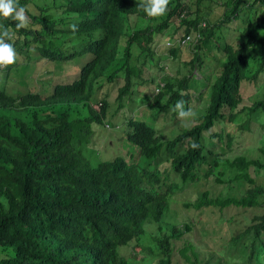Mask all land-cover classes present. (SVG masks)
<instances>
[{
    "label": "trees",
    "instance_id": "trees-1",
    "mask_svg": "<svg viewBox=\"0 0 264 264\" xmlns=\"http://www.w3.org/2000/svg\"><path fill=\"white\" fill-rule=\"evenodd\" d=\"M205 1L214 0H170L165 15L149 17L142 0H16L29 16L27 27L17 29L18 21L0 16V33L9 31L5 42L16 53L31 59L33 47L35 58L46 61L50 69L41 76L89 56L70 82L45 81L43 89L39 76L38 91L13 94L0 85V264H138L131 258L135 248L142 254L141 246L142 264H179L177 257L184 264H264V212L234 229L218 251L189 237L207 207H264V181L256 175L264 171V136L258 144L262 126L251 124L252 117L264 121V0H220L216 20L210 10L200 12ZM174 18L178 26L171 29ZM238 19L237 41L219 43L218 28ZM162 33L168 36L156 40ZM187 35L195 40L180 44ZM188 44L187 72L179 64L161 80L150 74L145 65H158L159 46L176 61ZM213 58L217 71L191 76L195 64L206 67ZM17 61L0 69V78L20 69ZM42 67L24 68L32 77ZM117 83L119 108L138 85L154 84L145 98L153 123L143 115L125 118L121 127L105 122L109 91L102 87ZM249 84L257 91L245 97ZM180 100L192 120L173 110ZM242 113L247 119L233 129ZM159 117L171 123L165 134ZM183 119L189 125L175 128ZM99 126L125 138L129 158L119 149L104 157L91 146ZM248 133L252 143L239 152Z\"/></svg>",
    "mask_w": 264,
    "mask_h": 264
},
{
    "label": "rangeland",
    "instance_id": "rangeland-1",
    "mask_svg": "<svg viewBox=\"0 0 264 264\" xmlns=\"http://www.w3.org/2000/svg\"><path fill=\"white\" fill-rule=\"evenodd\" d=\"M183 1L188 4H192V5L194 2V0H183ZM214 1H212L210 4H208V2L205 1V3L203 2L200 6H198L200 12L210 10L208 16L212 20L218 19V17H220L222 14L221 7L216 6L217 4H219L220 0H214ZM29 8L32 9V5H30ZM193 9H195V6H193ZM31 12L37 13L38 10L34 7L31 10ZM26 16L28 17V20H29V16L27 14ZM131 20L133 22L134 17L131 18ZM242 21H243L242 19L236 20L234 24L232 25V27L229 26L230 25L229 22H227L228 25L224 24L220 26L217 30L218 31L217 36L219 37L218 42L221 44L226 43V42L235 43L238 39V36H240L238 33H239L240 27L243 25ZM178 22H179V19L174 18L171 23L172 25L171 29H173L172 27H177ZM180 32H182V30ZM167 36L168 35L164 33L155 35L156 40H160V38H166ZM159 48H160L159 50L160 55H157L158 59L156 60V63L158 65H154V64L145 65L146 67L150 68V74L155 76V78L157 77V81L164 78V75L168 73V70L169 72H172L174 68L178 67L179 64L182 65L181 67L182 72L183 71L185 72V70L187 72V69L190 68L189 65L187 66V69H186V66H184L185 62L189 61L192 57V48H190L189 44L188 46H184V48H180V55L176 61L169 54H167V52L165 51V48L162 49L161 46H159ZM215 53H217L216 56L218 57V59L222 57V54L218 53L217 51ZM36 55H38V53H35V51H31L30 52L31 59H29V57L26 58L23 54H20V53L18 54L17 63L19 64L15 67H20V69L16 70V69L11 68L10 75L8 78H6V80H3L2 78H0V85L3 86V88H5L7 92L13 94V93H17L18 91L23 92L28 88L38 91V89H40V87L42 86L40 80L44 82L43 89L49 87L48 83H46L45 81L47 82L49 81L50 83H53V84L57 83L58 81L70 82L72 79L77 77L80 67L86 63L89 57L86 54H81L77 58H75L71 64L67 63L64 65L63 68L61 67V69L57 68L55 70L57 71L56 74H53L55 72L54 71L51 74L41 76V74H44L46 72V69H50V67L45 69L44 65L46 61L44 62L41 59L35 58ZM25 63H30V65L32 66L36 65L37 63L39 67L41 65L43 67L42 69H40L39 73L35 72L32 74V77H30L29 76L30 73L25 72V68H24ZM205 63L207 66L202 67V68L201 67L198 68V65L195 64L194 69H192L191 76L195 77L196 79H202V78H205L206 75L210 74L212 71L214 72L217 71V62L216 60H214V58L207 59ZM146 73L147 71L144 72L143 74H146ZM39 76L42 78H39ZM37 77L40 80H38ZM23 79L25 80L22 83H20V81ZM259 79L260 81L261 79H263V73L259 75ZM30 81H32L33 84ZM195 84H197V82H194L192 84V87H190L191 88L190 90L194 97L199 95V91H195ZM119 85H120L119 83H117L116 85L104 84V86L102 87V89L104 90L103 94L107 90L109 91V96H108L109 111L107 115H109V113L110 115L109 117L105 118V122L112 126L118 125L119 127H121V124L123 123H120V122L123 121L125 118L144 119V118H140V116L143 115L146 118L150 117L148 121L153 123L155 120V115H152V114L150 115V113L152 112V109L150 108V106H148V103L145 98H147L146 96H149L148 94L152 93V88H154V84L147 85V86L138 85L135 88L134 93L131 96H129L128 98L127 97L124 98L125 99L124 105L123 107H120V108L118 106V102L115 99L117 96V88L119 87ZM256 86L258 87L257 84L245 85L242 89L243 95L247 97V96L254 94L257 91ZM203 89H205L206 95H207V88L203 87ZM155 92H156V89H155ZM208 96H209V88H208ZM194 104L195 102L193 101L191 106H193ZM203 105H202V108H203ZM94 106L97 107L96 104H94ZM199 112L200 110L196 112L197 115L199 114ZM244 115H245L244 113L237 115V117L232 122V124H230V126L234 129L239 124L240 121L242 120L244 121L245 119H247L245 118ZM188 118L192 120V118L190 117ZM252 121H251V124L254 123V124H258L262 126L260 129V133L257 137V143L260 144L264 136V121L257 120L254 117H252ZM164 122L165 120H162L161 117L158 118L157 127L159 131L163 134H165L167 131H170L171 129V123H166V122L164 123ZM189 123L190 122L186 121L185 119L180 120L179 122L175 123V128L185 127V125H189ZM108 131L109 130L107 128H104L103 126H99V128H96V133L94 134V137L92 139H95L97 141L95 142L94 145H91V146L98 147L100 149L101 155H103L104 157H108V156L113 157L120 150V152H122V155H125L127 158H129V153L127 151L129 145L126 146V143L124 142L125 138L122 135L117 136L116 132L113 130L111 131L112 134L108 133ZM252 136H253L252 133H248V135L243 139V142H244L243 144L245 146L242 147L239 152L245 151L247 149V146H249L252 143L250 140ZM113 147H117L116 150ZM210 148L213 149L212 146ZM214 149L216 151L220 150L219 147H216ZM233 154H234V151L226 152L224 153V156H229ZM206 167H207L206 165L203 166V168H206ZM199 173L201 174V172ZM256 175L258 176L259 181L263 182L264 180L263 172H260ZM183 190H185V186L183 187ZM180 199H183V198L181 197ZM263 212H264V207L263 208H238V207L231 206L228 208H224L222 210H219L218 208H214V207H207L203 211H200V213L197 215V219L193 221L192 223V225H194L193 233L190 234L189 237L196 244L208 245L205 248L206 250L218 251L216 249L218 248V244H220L221 242H225L227 239H229L231 236V232L234 229L243 227L246 223L248 224L251 217L253 218L255 215L261 214ZM177 221H178V225H181L182 224L181 221H183V219L181 221L179 220ZM144 242H145V245H147L149 244L150 239L149 238L148 240L144 239ZM133 244L134 243H131V245ZM141 247L143 251L142 254L145 255L146 249L143 246ZM130 248L131 247L129 246L128 249L130 250ZM123 249H125V247H123L121 251ZM135 249L137 250L136 254L132 255L131 259H133L132 261H135L138 264H142V262H144V260L141 259L142 254L139 253L140 251L139 248H135ZM176 255H179V253L177 252ZM159 257L160 255H155V258H159ZM177 262L179 264H184L185 260H183V258L181 257H177Z\"/></svg>",
    "mask_w": 264,
    "mask_h": 264
},
{
    "label": "clouds",
    "instance_id": "clouds-1",
    "mask_svg": "<svg viewBox=\"0 0 264 264\" xmlns=\"http://www.w3.org/2000/svg\"><path fill=\"white\" fill-rule=\"evenodd\" d=\"M169 3L170 0H142L140 7L143 8L149 17H157L167 13ZM0 16L18 21L19 23L16 24L17 29L26 28L29 23L28 17L25 14V8H18L16 0H0ZM70 27L75 31V25H71ZM0 28H3V25H0ZM5 38L11 39V35L6 28L0 33V69L15 64L17 55L19 54V52L18 54L16 53L12 44L5 42ZM33 50L34 48L31 47L29 51L31 52ZM184 103L183 100L178 101L173 110L178 111L180 117L194 115L191 109L184 111ZM192 147L195 148L198 145L193 144Z\"/></svg>",
    "mask_w": 264,
    "mask_h": 264
},
{
    "label": "built area",
    "instance_id": "built-area-1",
    "mask_svg": "<svg viewBox=\"0 0 264 264\" xmlns=\"http://www.w3.org/2000/svg\"><path fill=\"white\" fill-rule=\"evenodd\" d=\"M195 40L191 35H187L184 39H181L180 44H185L187 42Z\"/></svg>",
    "mask_w": 264,
    "mask_h": 264
}]
</instances>
